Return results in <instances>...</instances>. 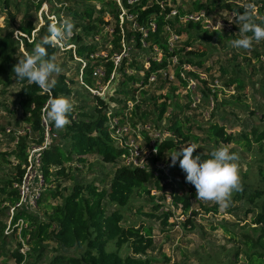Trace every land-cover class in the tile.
Segmentation results:
<instances>
[{"label":"trees","instance_id":"trees-1","mask_svg":"<svg viewBox=\"0 0 264 264\" xmlns=\"http://www.w3.org/2000/svg\"><path fill=\"white\" fill-rule=\"evenodd\" d=\"M43 1H38L37 8H40ZM160 1L163 2V6L154 0H139L134 3L123 0V10L116 0H78L77 4H65L56 12L59 22L70 19L74 23V34L71 41H76L78 44H75L74 48L68 49L48 46V54L56 56L60 51H68L71 59L79 60L78 73L82 72V87L86 90V94L82 93V96L93 101L94 104L91 110L74 104V110L69 115L71 123L60 132L61 138L68 140L66 145L58 142L56 138H52V142L40 152L45 181L55 187H49L47 194L50 198L61 197L62 203L53 205V211L47 219H40L39 216L23 209L16 211L13 225L20 217H23L27 223V226H24L21 231V236L27 238L29 245L25 252L21 251L23 247L21 241L18 242V250L12 251L6 248L9 235L15 234V238H17L20 234L17 227H14L12 234H5L7 223H1L0 256L7 255L9 258H14L18 264L23 262L39 264L49 252H55V254L46 264H158L160 261L149 255V251L156 248L152 226H148L145 222L138 225H125L124 222L127 218L124 207L128 206L136 195L147 196L148 201L152 203V210L143 212L140 207L139 213H144L145 216L152 219H159L161 226L166 227L170 225L169 219L174 215L173 209H166L163 203L166 199L167 189L172 187L174 190L171 203L173 207L181 206L185 212L192 207V199H197L196 189L193 184L187 182L186 173L180 165L170 168L172 178L168 180L162 173L156 174L146 167L119 164L126 150L114 144V138L106 125L107 113L111 101H114L123 105L122 107L125 109L121 111L128 113V119L134 120L137 117L141 123L148 122L151 113V109L148 107L151 104L146 103L147 99L140 100L137 96L139 93L143 95L147 93L145 87L150 83L149 78L152 74H155L158 80L163 76V72L169 70L173 63V57L177 58L176 77L180 82L179 85L184 88H188L190 80L183 77L182 72L197 76L199 69H206L207 72L212 70L205 64L208 56L207 51L194 48L191 36L181 48H172L170 38L174 33L181 36L186 29H193L200 35L197 38L208 43H223L227 38L224 33L225 29L210 30L204 28L200 21L189 20L180 25L182 17L191 12L184 11L180 6L177 14L173 16L171 12L175 8L170 3H176V0ZM5 3L9 7L10 0H5ZM192 3L195 11L210 12L213 9H226L236 12L235 14L243 12V8L233 4L231 0H193ZM259 3H261L260 9L264 10V0H258ZM126 10L127 12H125ZM123 12L132 15L137 24L135 30L125 29L121 25ZM112 20L115 22L113 50L108 54L109 58L112 57L108 60L105 57H97V52L100 50L98 44L84 42V36L96 37ZM50 23L51 21L47 20L37 30L33 21L27 18L19 28L22 32L19 36L20 40L14 36L12 31L3 33L0 28L1 93L6 94L11 86L18 85L16 95L19 97L24 122L28 124L29 131L38 134L32 140V143L38 146L44 144L46 138L43 108L47 101L52 97L65 96L71 99L79 96L73 86L79 80L69 79L66 73L56 76L57 83L50 93H44L37 85L29 84L27 80L21 81L14 77L13 68L18 63L19 57H22L25 52H31L34 44L40 43L41 39L48 35ZM132 38L136 41V47L146 52L145 45H148L155 55H151L147 62L141 64L136 58H128L127 53L123 54V40ZM70 44L71 42H67L65 47ZM187 47H191V49L186 50ZM158 51L162 53L161 58L156 56ZM120 55H122L121 60L116 66L115 57ZM257 57L259 59L260 54H257ZM99 62L105 65L104 75L101 78L94 75ZM187 65L193 69L186 70L185 66ZM232 67L236 75L244 72L241 66L237 67L236 64H233ZM131 68L142 71L143 75L128 74V69ZM221 68L223 73L228 72L226 67ZM113 71L119 72L121 78L115 94L108 99L95 95L87 88L86 85L91 88L97 87L99 81L102 84L107 83ZM235 83H238L239 89L245 86L240 77L230 79L229 85ZM173 89L176 87L173 86ZM161 98L163 100L159 102ZM150 99L159 110L158 118L163 119L171 107L170 94L152 95ZM130 101L134 103L133 106L129 105ZM3 106L8 109L7 105ZM187 107L191 106L187 105ZM171 114L170 124L166 130L172 132V136L160 142L155 157L156 162L162 161L167 151L180 149L188 142H198L201 139L194 132L195 126L186 125L188 118L184 120L176 112ZM133 124L135 125L136 121H133ZM50 127L51 134H55L54 123H50ZM198 129L201 130V134L205 135L202 140L208 143H242L249 149L257 144L261 152L264 153V125L255 126L249 132L239 134L229 133L224 125L217 122H213L207 127L199 125ZM28 135L29 133L19 136L14 150L10 152V155L16 156L20 161V164L16 165V175L12 179L0 182V192L5 195L2 201L6 202L7 215H9L10 208L20 200V193L15 184L22 180L25 173L22 163L28 161ZM212 152L213 150L204 152L201 148H197L194 155L200 154L202 159H208L211 158ZM93 154L100 156L102 162L116 166L108 188L101 187L95 182L83 184L76 180L73 168L70 166L71 163L74 161L85 163L87 156ZM261 160L264 161V156ZM68 181H73V186L70 193L64 195L65 188L62 189V185ZM175 181H179L185 187L182 193L173 187ZM259 181L260 186L243 181V190L233 194L232 204L245 202L250 205L246 212L252 214V227L250 231L244 232L245 247L243 250L237 249L233 253L234 261H231L230 264H237L241 253L244 255L246 264H264V169L259 171ZM153 190L160 194H152ZM109 205H114V208L109 209ZM204 209L208 212H217L218 205L204 206ZM2 211L0 209V214ZM193 213L196 211L194 210ZM188 222L194 224L192 218ZM62 248H79L82 251L79 255H67L61 253ZM165 257V261L169 262L170 259L166 255ZM217 263V261H209L205 264ZM3 264L10 263L4 261Z\"/></svg>","mask_w":264,"mask_h":264},{"label":"rangeland","instance_id":"rangeland-1","mask_svg":"<svg viewBox=\"0 0 264 264\" xmlns=\"http://www.w3.org/2000/svg\"><path fill=\"white\" fill-rule=\"evenodd\" d=\"M39 0H10L9 7H7L5 0H0V28L3 33L7 31H12L14 36L20 40V34L22 33L19 28L26 21L27 18L33 21L35 29H39L42 25L46 23L47 20L52 22L53 19L58 21L57 11L62 8L65 4H77L78 0H44L40 8H37ZM206 1V0H204ZM233 4L242 7L241 5L245 0H231ZM193 0H176V3L171 2V6L175 10H179L181 6L186 12H196L194 10ZM257 12L259 16L264 17V10L260 9L261 3L258 4V0H254ZM96 4V3H94ZM100 6V4H98ZM127 12V10L125 11ZM121 15V25L125 29L135 30L137 27L136 22L132 18L131 14ZM207 13V18L210 19L211 23L216 26L217 29H225L224 32L227 36L223 43L212 42L208 43L199 39L200 35L193 29H186L181 36L175 38V36L170 41L172 47L181 48L183 43L190 37L193 40V47L201 50H206L208 53L206 66L211 67V71H206V69H199L198 75H189L185 73V77L189 78L190 83L188 88H184L179 85L180 82L176 77L175 63L177 58H173V63L169 70L166 72L168 75L163 76L159 80L150 82L146 85L147 93H139L137 98L142 100L147 99L146 103L151 104V113L148 122L141 123L139 118L130 120L131 124L134 126L139 124L142 137V147L144 152L148 153V158L146 161V168L156 172L158 166L156 165V154L151 152V146L147 143L146 138H155L156 142L160 143L166 136H171L172 132L166 130L167 126L170 124V117L172 112L179 114L181 118L186 120L188 118L187 126H195L194 132L200 136V141L188 142L183 147L189 145H196L197 148H201L204 152L214 150L219 148L221 145L230 148V151L237 152L239 154V164H240V175L243 181H248L253 185L260 186L259 181V171L264 169V161L262 157L264 153L261 152L260 147L254 144L251 149L244 146L242 143H208L202 138L205 135L201 134L199 130V125L207 127L213 122H217L220 125H224L229 133L239 134L241 132H249L253 127H261L264 125V41L259 44L254 42L253 48L251 50L237 49L232 47L231 41L240 38L239 25L231 22L233 20L235 13L229 10L213 9ZM109 19V16L107 15ZM182 19L181 24H185ZM177 25V26H180ZM115 22L112 20L109 25H107L101 34L94 36H84V42H92L98 44L99 51L97 52V57H105V59H111L108 54L113 50L112 40L113 28ZM124 33V31H122ZM34 31L32 32V36ZM175 34V33H174ZM71 42L67 47H62L68 49L70 47L74 48L76 41ZM124 52H126L128 58H136L140 64L142 62H147L148 57L155 55L148 45L146 46V52L136 47V41L132 38L131 40L124 41ZM191 47H187L186 50H190ZM257 54H260L258 59ZM158 58L162 57V53L158 51L156 54ZM57 62L61 66V73H66L69 79H74L78 81L75 83L74 90L78 97L71 98L74 104L82 105L86 110H91L93 107V101L82 96V93L86 94V90L82 87L81 73H78V63L77 58L71 59L70 53L68 51H60L56 55ZM100 60V59H98ZM102 64V65H99ZM97 69L105 70V65L99 62ZM236 64L237 67L241 66L244 70L240 75H236L233 71L232 65ZM227 68V73H223L221 67ZM186 70L193 69L191 66H186ZM128 74L143 75L142 71L128 69ZM116 78L106 92V98L115 94L116 89H118V84L120 82L121 75L116 72ZM240 77L244 88L239 89L238 83L230 84V79ZM101 78V77H100ZM173 86L176 89H173ZM18 91V85L14 84L8 90V93H1L0 89V182L12 179L17 173L16 165L20 164L19 159L14 155H10V152L14 150L15 144L18 142L19 136L28 135L29 147V158L34 147L38 145L32 143L37 133H32L29 131V126L24 122V116L20 109L19 97L16 95ZM169 93L171 96V107L165 114L163 119H159V110L153 105L152 95H160ZM163 99H159L161 102ZM110 102V101H109ZM178 104V105H177ZM3 105H7L8 109ZM190 105L191 107H187ZM122 104H118L111 101L110 109L113 112H120L125 108ZM123 108V109H122ZM45 118V114L43 115ZM136 121V124H133ZM4 129V131H2ZM64 128H56V136H52L53 139H57L63 145H66L68 140H63L61 138L60 132ZM58 133V134H57ZM160 136L157 137V134ZM146 134V138H145ZM52 142V140L50 141ZM150 142V141H149ZM176 149L173 151H167L163 162L166 164V169L168 174L164 175V178L170 180L172 178L170 168L179 165V162L172 166L171 160L167 154L178 151ZM36 155V154H35ZM34 155V156H35ZM182 158V157H181ZM33 159V158H32ZM31 160V159H30ZM124 163L122 159L119 164ZM30 164V163H29ZM73 171L76 176V180L82 182L83 184L95 182L97 185L110 186L111 179L114 175L116 166L114 164H107L102 162L101 157L98 155L87 156V162L74 161L71 163ZM22 168H26V180L29 183L31 189L30 199L31 201L26 203L22 208L35 216H39L40 219H47L52 213L53 205L62 203V198H50L47 194L49 187H54L53 184H49L45 181V178H40L42 173L41 166L33 164V168L29 169L27 162L22 163ZM160 170V169H159ZM25 174V175H26ZM166 180V179H165ZM22 181H20L21 183ZM173 187H175L180 193L184 191V186L180 184L179 181H175ZM179 182V184H178ZM3 185V184H2ZM73 186V181H68L63 183L62 189L64 190V195L70 193ZM15 187L18 188L17 185ZM20 188V187H19ZM55 188V187H54ZM173 188L169 187L166 193V199L163 201L164 206L167 208H172L174 215L170 217L169 224L166 227H162L159 219L149 218L144 215V213H139V208L141 207L143 212H150L152 210V203L148 201L147 196L136 195L128 206L124 207L126 214L125 225L135 224L138 225L141 222H145L148 226H152L153 234L156 241V248L153 251H149V255L160 260L158 264H205L209 261H217V264H230L234 261V252L239 249L243 250L245 247L244 232H248L252 227V214H247V209L250 207L249 204L245 202H237L230 204L229 207L223 208L219 204L214 202H205L198 200L196 198L192 199V207L190 210L185 212L181 206L176 208L173 207L172 203V192ZM152 194H160L153 190ZM4 194L0 192V209L3 210L0 214V225L1 223H7L5 228V234H8L7 227L10 225L11 217L7 215V210L5 208L6 202H3ZM157 197L159 195H156ZM218 205V211L208 212L204 209V206L212 207ZM109 209H113L114 205H109ZM194 210L196 213H193ZM5 212V213H4ZM194 220V224H190L189 219ZM11 232V229L8 230ZM20 234V232H18ZM235 234V235H232ZM9 235L6 243V248L10 250H18V242L21 241L23 248L21 250L26 251L29 248L27 243V238L18 235ZM54 246V244H52ZM82 249L79 248H62L61 253L67 255H79ZM55 252H49L44 257V260L39 264H46ZM165 255L170 259L166 262ZM240 259L237 264H246L243 253H241ZM4 261H8L10 264H18L14 258H9L7 255L0 256V264ZM21 264H26L25 262Z\"/></svg>","mask_w":264,"mask_h":264},{"label":"clouds","instance_id":"clouds-1","mask_svg":"<svg viewBox=\"0 0 264 264\" xmlns=\"http://www.w3.org/2000/svg\"><path fill=\"white\" fill-rule=\"evenodd\" d=\"M241 6L243 12L235 14L233 20H230L239 25L240 33V38L232 40L231 45L237 49L251 50L254 42L259 44L264 41V17L258 15L254 0H245ZM74 27L70 19L62 22L53 19L48 25V35L40 43H35L31 52H25L19 57L13 68L14 77L21 81L27 80L44 93H50L62 69L57 57L49 56L48 46L63 47L73 36ZM74 106L69 97H52L47 101L45 119L54 123L57 129L64 128L71 123L69 115ZM196 149V145H189L167 156L172 166L179 162L186 173L187 182L194 185L198 200L214 202L223 208L229 207L233 194L243 190L239 154L221 145L213 150L211 158L202 159L200 154L194 155Z\"/></svg>","mask_w":264,"mask_h":264},{"label":"built area","instance_id":"built-area-1","mask_svg":"<svg viewBox=\"0 0 264 264\" xmlns=\"http://www.w3.org/2000/svg\"><path fill=\"white\" fill-rule=\"evenodd\" d=\"M116 1L121 6V8L123 9V0H116ZM128 1H129V3H134V2H137L139 0H128ZM150 1H153V0H150ZM154 1H156L157 3H160L163 6L162 1H160V0H154ZM177 12H178L177 10L173 9L171 12V15L174 16L177 14ZM206 12H207L206 10H200V11H196V12L187 13L184 17H182V19L184 20L183 22H187L189 20L200 21V22H202L204 28H207L210 30L217 29L216 26L211 23L210 19L207 18ZM174 36H175V38L179 37L178 35L173 34L170 38V41H172V39H175V38H173ZM171 47H172V43H171ZM62 49H64V48H62ZM124 53L126 54V52H123V54ZM121 57H122V55L115 57L116 66L119 64ZM173 58H175V57H173ZM185 68H186V66H185ZM165 74H167V73L165 72ZM94 75L101 77L102 75H104V72L101 69L96 68L94 71ZM116 75H117L116 71H113L109 80L107 81V83L102 84L101 81H99L98 82L99 85L97 87L91 88L88 85H86V86L95 95H99L103 98H106V92H107V89L109 87V84L113 82V80L116 78ZM182 76L185 77V72H182ZM81 80H82V76H81ZM156 80H157V76L155 74H152L149 78L150 82H154ZM82 83H83V81H82ZM129 105L133 106L134 103L132 101H130ZM46 106H47V104H46ZM46 106L43 108V115L45 114ZM107 115H108V120H107L106 125L109 127L111 135L114 138V144L117 147H120V148H123L126 150L125 154L120 159V161L122 159L124 160V163H122V164L127 165V166L147 167L146 161H147V158H148L147 156H148L149 152L148 153L144 152V149L142 147V144H141L142 137H141V133H140L141 130H140L139 124L133 127V125L131 124V122L129 121V119L127 117L128 116L127 112L123 113L121 111L119 113H116V112L111 111V109H109V112L107 113ZM43 120H44V125L46 128L45 142H44V144L33 148V151L31 153L30 158H29L30 154L28 151L27 164L29 166V169L33 168V164H35L37 166H41V168H42L40 152L48 146V144L52 140V136H56V134H51L50 122L46 121L45 118H43ZM168 132H170V131H168ZM158 136H160L159 133L157 134V137ZM171 136H172V134H171ZM166 138H168V136H166ZM146 139H147V143H149L151 146L150 154L157 153L158 152L157 149H158V146L160 143L156 142V139H152V138H151V140H150V138H146ZM163 139H165V138H163ZM162 140H160V141H162ZM156 165L158 166V169L155 172L156 174H159V173H162V175L168 174V171L166 169L167 168L166 164L163 161L156 162ZM26 171L27 170L25 168V173H24V176L21 180L22 182L21 183L18 182L15 184L18 186V190L20 193V200L18 201V203L16 205H14L10 208L9 216L11 217V222H10V225L7 227V231H6L8 234L11 233V232H8V230L11 229V231L13 232L16 227H17L18 232H20V234H21L23 227L27 226V223L25 222V219L23 217H20L18 219V221L15 223V225H13V217H14L16 211L23 209L22 207L26 203L31 201V199H30L31 189H30L29 183L26 180V176L28 175V174H26ZM42 173H43V170H42ZM39 176H40V178H42V177H44V174H40ZM177 180H180V179L177 178ZM21 251L25 252L24 250H21Z\"/></svg>","mask_w":264,"mask_h":264}]
</instances>
